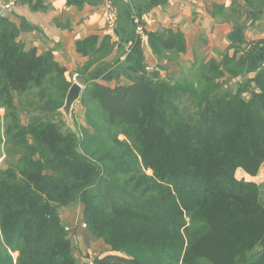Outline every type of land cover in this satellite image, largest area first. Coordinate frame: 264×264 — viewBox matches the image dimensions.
<instances>
[{
	"label": "trees",
	"instance_id": "trees-1",
	"mask_svg": "<svg viewBox=\"0 0 264 264\" xmlns=\"http://www.w3.org/2000/svg\"><path fill=\"white\" fill-rule=\"evenodd\" d=\"M245 4L264 11V0ZM21 31L0 17V264H79L58 213L77 205L110 248L93 264H264V201L235 177L264 165V66L227 87L254 47L168 73L183 34L150 32L165 79L107 87L90 71L114 44L88 36L76 43L84 125L73 110L70 128L59 110L72 81L51 53L25 49Z\"/></svg>",
	"mask_w": 264,
	"mask_h": 264
},
{
	"label": "crops",
	"instance_id": "crops-1",
	"mask_svg": "<svg viewBox=\"0 0 264 264\" xmlns=\"http://www.w3.org/2000/svg\"><path fill=\"white\" fill-rule=\"evenodd\" d=\"M37 1L43 8L32 10ZM107 1L16 0L8 19L21 26L19 41L25 49H35L38 55L51 53L69 82L77 81V70L87 62L76 52V43L88 36H109L114 44L101 65L91 68L92 81L108 87L146 80L149 69H155L158 62L145 34L162 29L182 33L186 47L178 65L170 66L168 73L208 59L219 61L235 51L240 56L243 52L238 47H254L249 70L227 84L236 90L244 81H252L258 67L264 66V11L250 9L245 0H110L117 16L113 29L106 24ZM235 177L255 183L264 201V165L254 177L241 169ZM61 217L69 226L73 255L79 264H93V258L110 253L103 241L85 229L81 206L63 209Z\"/></svg>",
	"mask_w": 264,
	"mask_h": 264
},
{
	"label": "water",
	"instance_id": "water-1",
	"mask_svg": "<svg viewBox=\"0 0 264 264\" xmlns=\"http://www.w3.org/2000/svg\"><path fill=\"white\" fill-rule=\"evenodd\" d=\"M0 17L2 18L9 17V11L2 9L1 5H0ZM148 77L155 81H161L165 79L166 73L164 71L159 70L158 68H155L153 71L148 73ZM82 91H83L82 85L74 81L66 93L63 106L59 110V113L63 116L64 122L70 128H73L71 115H72L75 105L80 100ZM256 92L258 93L259 90H257ZM58 213L62 215L61 210Z\"/></svg>",
	"mask_w": 264,
	"mask_h": 264
},
{
	"label": "rangeland",
	"instance_id": "rangeland-1",
	"mask_svg": "<svg viewBox=\"0 0 264 264\" xmlns=\"http://www.w3.org/2000/svg\"><path fill=\"white\" fill-rule=\"evenodd\" d=\"M162 63L164 64V62H162ZM171 67H173V66H171ZM153 70L154 69H152L151 71H153ZM151 71H149V72H151ZM171 73H173V70L171 71ZM74 81L78 82V81L75 80V78H74ZM74 81H72V83ZM243 97L246 98L247 96L245 95ZM2 114H3V111L0 110V116H2ZM74 115L76 117V122H78L79 125H84V122H83V119H82L83 118V109L78 103L74 107ZM21 121H22L23 124L27 123V115L26 114H24V113L21 114ZM4 162H5V154H4V150H3L2 145H0V170L4 168V166H5ZM67 226L68 225H65V230L69 234L70 233V229L68 228L69 226L68 227ZM73 247H75V246H73ZM76 256L78 257L77 253H76Z\"/></svg>",
	"mask_w": 264,
	"mask_h": 264
},
{
	"label": "built area",
	"instance_id": "built-area-1",
	"mask_svg": "<svg viewBox=\"0 0 264 264\" xmlns=\"http://www.w3.org/2000/svg\"><path fill=\"white\" fill-rule=\"evenodd\" d=\"M130 1V0H124ZM16 0H0V5L2 9L10 11L15 4ZM117 20L115 12L112 10V3L110 0L107 1V10H106V24L109 29H113ZM140 30V29H139ZM152 69H149L151 71Z\"/></svg>",
	"mask_w": 264,
	"mask_h": 264
}]
</instances>
